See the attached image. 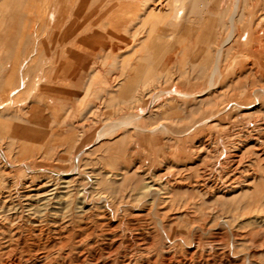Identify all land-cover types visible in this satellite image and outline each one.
<instances>
[{"label":"rangeland","instance_id":"rangeland-1","mask_svg":"<svg viewBox=\"0 0 264 264\" xmlns=\"http://www.w3.org/2000/svg\"><path fill=\"white\" fill-rule=\"evenodd\" d=\"M183 1L0 0V264H264V0Z\"/></svg>","mask_w":264,"mask_h":264},{"label":"bare ground","instance_id":"bare-ground-1","mask_svg":"<svg viewBox=\"0 0 264 264\" xmlns=\"http://www.w3.org/2000/svg\"><path fill=\"white\" fill-rule=\"evenodd\" d=\"M174 1V3H173V7H172V13H173V17L174 18H180L182 15H183V13H184V8L183 7H181V0H173ZM183 1V0H182ZM184 2V1H183ZM197 2V1H196ZM239 2H240V0H238L237 2H236V4H235V6H234V13L232 14V16H231V18H230V30H229V35H228V37L225 39V40H223L222 41V44H221V47H220V50L218 51V54H217V59H216V62H215V64H214V74H216V73H219V74H221V71H222V58H221V56H222V54H223V49L226 47V46H228V44H230L233 40H235L236 39V36H237V15H238V13H237V11H238V8H239ZM153 3V2H152ZM151 3V4H152ZM157 3V2H156ZM159 3V2H158ZM153 5V4H152ZM159 5H161L160 3H159ZM204 6V5H203ZM154 7V6H153ZM160 7V6H159ZM185 7V6H184ZM155 8V7H154ZM154 8H153V10H154ZM163 8V7H162ZM152 9V8H151ZM190 9H191V7H190ZM150 10V9H149ZM149 10H148V12H149ZM147 12V13H148ZM190 12H191V10H190ZM200 14V13H199ZM198 13H197V15H199ZM195 15V14H194ZM145 17H147V16H145ZM190 17V16H189ZM186 18H188V17H186ZM192 18H194V17H192ZM145 19V18H144ZM151 20H153V18H151ZM162 20V19H161ZM187 20V19H186ZM170 21H171V19H170ZM161 22V21H160ZM152 23V22H151ZM158 23V22H157ZM179 23V22H178ZM181 26V25H180ZM170 27V26H169ZM200 30V29H199ZM176 31V30H175ZM149 32V31H148ZM153 33H154V31H153ZM198 33V32H197ZM173 34H175V33H173ZM194 38V37H193ZM246 38V37H245ZM255 40V42L256 43H258L259 44V42H261V44H259L258 46H255V47H253L252 49H253V52L254 51H262V52H264V47L263 46H261L263 43H262V41H263V39H261V40H259L258 41V38H253V41ZM252 42V41H251ZM196 43H197V41H196ZM199 43H200V41H199ZM198 43V44H199ZM143 44V43H142ZM197 44V45H198ZM196 48V47H195ZM227 50H229V49H227ZM231 50V49H230ZM195 51H197V50H195ZM259 53V52H258ZM228 54V53H227ZM228 57H226V59H227ZM197 62V61H196ZM195 62V63H196ZM26 63H27V61H26ZM198 63H199V61H198ZM193 65H195V64H193ZM223 66H225V65H223ZM192 67H194V66H192ZM191 67V68H192ZM21 70V69H20ZM214 74H213V76H214ZM211 77L210 78V85L209 86H211V87H214V77ZM222 77V76H221ZM22 82H23V80H21ZM209 89V88H208ZM215 90H216V88H215ZM17 91V90H16ZM211 92V91H210ZM212 93V92H211ZM208 100V99H207ZM249 104V103H248ZM240 111V110H239ZM3 120H4V116H3V118H2ZM209 119V118H208ZM143 181V180H142ZM149 182V181H148ZM152 183V182H151ZM147 186V185H146ZM151 188V187H150Z\"/></svg>","mask_w":264,"mask_h":264}]
</instances>
